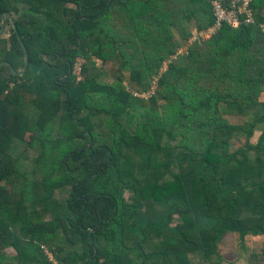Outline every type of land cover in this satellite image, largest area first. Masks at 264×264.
Here are the masks:
<instances>
[{"label":"trees","instance_id":"1","mask_svg":"<svg viewBox=\"0 0 264 264\" xmlns=\"http://www.w3.org/2000/svg\"><path fill=\"white\" fill-rule=\"evenodd\" d=\"M213 1L0 0V264H222L264 238V131L229 151L264 124V0L192 42Z\"/></svg>","mask_w":264,"mask_h":264},{"label":"rangeland","instance_id":"2","mask_svg":"<svg viewBox=\"0 0 264 264\" xmlns=\"http://www.w3.org/2000/svg\"><path fill=\"white\" fill-rule=\"evenodd\" d=\"M193 23H190L187 25L188 27V31L191 32L192 34L195 35V26L192 25ZM8 27L5 28L4 32H3V37L8 39L9 37V31H8ZM194 39L192 38V41ZM183 50L180 49V52H182ZM185 52V50L183 51ZM167 67L165 66V69ZM128 76V75H127ZM128 83V82H127ZM126 83V84H127ZM230 120L231 123L237 124V123H244L245 120L247 121L248 118H250L251 121H253L256 117H254V115H251L250 117H246V118H239V117H226ZM264 131V124L259 125L258 128L256 129L252 139H250L249 141L247 140L246 137L244 138H240V139H234L233 141H231V145L229 148L230 152H235L237 151L239 148L241 147H246L247 142L253 144V145H257L259 142L260 137L262 136V133ZM25 142L22 143H15L14 147L9 151L10 155L12 157H18L24 149L25 146ZM133 196V194L131 192H126L125 193V199L128 202L130 201V198ZM68 199V194L63 193L60 194L58 196V201L61 203L66 202ZM157 210L159 211V223L161 224V226L163 224H167V216L165 215L166 211H165V207L160 206L157 208ZM151 211L152 208H150L149 210H146V214L144 215V217H152L151 216ZM180 223V220L177 216L174 217V219H172V221L169 224L170 228H176ZM255 238L256 241L253 242H248L245 246H241L239 245V241H240V237L237 236V248L235 250L228 248V247H221V254H222V258H223V263L222 264H264V238H260V237H253ZM258 240V241H257ZM6 255H14L15 251L12 248H8L5 249L3 251ZM47 253V252H46ZM47 255L49 256V259L51 261L54 262L53 257L51 256V254L47 253ZM192 260L194 262V264H209V262L206 260V258L201 255H195L192 256Z\"/></svg>","mask_w":264,"mask_h":264},{"label":"built area","instance_id":"3","mask_svg":"<svg viewBox=\"0 0 264 264\" xmlns=\"http://www.w3.org/2000/svg\"><path fill=\"white\" fill-rule=\"evenodd\" d=\"M253 0H214V16L216 23L210 29L203 31L200 35L196 32L193 34V41L201 36L204 39L210 38L222 25V23H227L231 26L238 27L241 23V16L246 15L247 22H252V12L250 11V6ZM192 41V40H191ZM192 41V42H193ZM84 60H79V65L76 66L75 72L79 75L81 72V65Z\"/></svg>","mask_w":264,"mask_h":264},{"label":"crops","instance_id":"4","mask_svg":"<svg viewBox=\"0 0 264 264\" xmlns=\"http://www.w3.org/2000/svg\"><path fill=\"white\" fill-rule=\"evenodd\" d=\"M254 241H256L255 238L249 237V238H247L246 243L243 246H245L248 242H253L254 243Z\"/></svg>","mask_w":264,"mask_h":264},{"label":"water","instance_id":"5","mask_svg":"<svg viewBox=\"0 0 264 264\" xmlns=\"http://www.w3.org/2000/svg\"><path fill=\"white\" fill-rule=\"evenodd\" d=\"M27 64H28V61H27V57H26V63H25L24 71L27 69Z\"/></svg>","mask_w":264,"mask_h":264}]
</instances>
